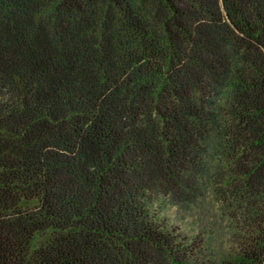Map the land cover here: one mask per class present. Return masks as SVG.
<instances>
[{
    "label": "trees",
    "instance_id": "1",
    "mask_svg": "<svg viewBox=\"0 0 264 264\" xmlns=\"http://www.w3.org/2000/svg\"><path fill=\"white\" fill-rule=\"evenodd\" d=\"M0 264H264V0H0Z\"/></svg>",
    "mask_w": 264,
    "mask_h": 264
}]
</instances>
